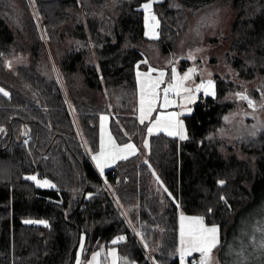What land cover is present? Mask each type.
I'll return each instance as SVG.
<instances>
[{
    "label": "trees",
    "instance_id": "trees-1",
    "mask_svg": "<svg viewBox=\"0 0 264 264\" xmlns=\"http://www.w3.org/2000/svg\"><path fill=\"white\" fill-rule=\"evenodd\" d=\"M33 1L59 49L57 72L49 62L37 66L46 49L34 19H23V27L14 23L0 0V88L9 94L0 93V264H73L82 234L86 255L122 236L115 244L121 257L136 264H179V211L218 224L223 240L264 184V130L238 144L254 163L238 159L224 141L206 138L233 107L224 99L231 84L216 75V96L200 97L191 114L182 116L188 139L159 131L144 150L147 124H136L134 72L138 63L145 68L152 43L142 25L140 5L146 0H112L111 19L101 14L110 0ZM225 1L235 12L226 62L243 79L264 75V0ZM170 2H154L161 23L154 44L163 57L173 49L176 16ZM177 2L191 12L213 0ZM176 15L183 19V13ZM12 53L26 54L29 64L11 69L5 58ZM111 103L112 134L118 142H133L136 153L102 179L85 146L96 149L98 117ZM128 103L132 129L125 124ZM30 175L56 187H37Z\"/></svg>",
    "mask_w": 264,
    "mask_h": 264
},
{
    "label": "rangeland",
    "instance_id": "rangeland-1",
    "mask_svg": "<svg viewBox=\"0 0 264 264\" xmlns=\"http://www.w3.org/2000/svg\"><path fill=\"white\" fill-rule=\"evenodd\" d=\"M3 2V6L7 7V10L10 12V17L12 21L20 26L22 25L23 19L28 21L29 18L34 19V23L36 28L39 30L41 34V39L43 43H45L46 56L42 55L38 59L37 66L40 68L39 62H49L51 70L56 71L55 59L57 54L59 53V49L56 45H52L45 33L44 27L41 25V19L36 11V5L33 0H1ZM107 4L106 8L102 9V16H105L106 19H111V16L114 14L113 1L110 0ZM156 0H154L155 2ZM149 0H146L141 3L140 9L142 10V25L143 32L147 31L145 25V15L142 5ZM154 2L152 12L159 20L155 10H154ZM170 8L173 9L174 14L176 16L174 22V40L172 41L173 49L170 50L166 55L161 56L160 49L158 48V44H154L157 39H152L149 36H146L152 43H148L147 50L145 52L146 56L144 61H147L145 64V68L143 69V65H140L139 71L147 72L149 68H155L157 70H164L168 75L165 76V82L167 83L170 79L171 75V67L172 65L169 63L172 61L175 64L178 72L181 75L185 71H187L190 67H196L198 70V75H196L193 80L187 82L188 87L195 88L196 84L200 83L202 80H215V76L218 75L226 85L229 83L231 85L228 86V91L225 96V100L231 102L233 107L229 109L225 114L221 117V122L219 126L209 132L206 135L207 139H220L225 142V145H229V147H233V150L236 153L238 159L251 161L254 160L252 156H249L239 150V143L241 141H250L258 136L260 131L264 130V75H255L252 79H243L239 76L238 72L230 67V65L226 62L225 53L228 51L231 34L230 28L234 21L235 12L231 8V6L225 0H213L212 3L204 6L203 8L191 10L182 6L177 0H171ZM179 10V11H178ZM176 11H178L176 13ZM183 13V19L177 18L176 14ZM160 21V20H159ZM167 25L170 27L169 21H167ZM160 27L156 29L160 37ZM26 37L29 36L28 32H25ZM199 50V51H197ZM194 55L196 57L195 60H187L184 57L188 55ZM64 55V54H63ZM160 64L159 62H162ZM178 61V63H177ZM5 63L9 66L11 64V69H16L18 66H22L28 63V57L26 54L22 53H12L10 56L5 58ZM29 64V63H28ZM137 66V64H136ZM135 66V86H136V101L135 105L136 110V118L138 121L136 124L141 126L146 125L145 131L152 126L154 119L158 114L162 112H184L186 114L187 111L181 107H169L168 109H163L159 106V103L156 105V111L151 113V116L145 119L144 123L140 124V89L139 84L137 82V67ZM156 73H153L155 76ZM165 85H161V88L165 87ZM244 93L246 94L256 105L255 109L248 106L247 101L239 100L236 98V93ZM204 96L203 93L196 94V100L187 105L188 108L193 107L194 103L200 98ZM109 95L107 94V98ZM170 98H175L171 97ZM177 99V104L180 103V100ZM129 104V103H128ZM108 111L105 113H100L98 117V143L96 149L85 146V150L87 155L90 157L96 171L99 176L104 179V174L113 167L119 165V163L126 159H116L114 162L109 161L103 169V174H101L100 169L97 167V162L93 160V156L99 154L101 150V142L103 138V142L105 144L106 151L111 152V145L108 144L109 135L115 141L116 146L119 148L124 147L126 144H133V142H118L113 136L110 128V117L115 115L112 112V103L108 106ZM131 110V104L126 109L125 112V124L128 125L130 129L131 121H128L126 118L130 114L133 116V111ZM73 111V110H72ZM119 111V108L116 109ZM106 116L107 120L103 124L101 117ZM181 115L179 117L182 120ZM224 117H228V120H225ZM74 119V118H73ZM154 131L152 133H155ZM164 132V131H163ZM125 136H129V132L127 130H123ZM166 133V132H165ZM187 133V132H186ZM151 133H146V137L144 140L143 148L144 150L149 151V140ZM177 137V136H176ZM179 139V137H177ZM147 145V147L145 146ZM136 147V146H135ZM133 156L132 154L128 155V158ZM127 158V159H128ZM254 163V161H253ZM38 180H48L47 178H40L37 175ZM157 179L156 175L154 178L153 185L157 192L162 191L163 188L156 184L155 180ZM33 181V180H32ZM37 187H39L35 181H33ZM52 183V182H51ZM53 184V183H52ZM41 188H49V187H41ZM183 214L186 217H195L201 216L200 214H188L183 211H179L178 215V243H177V256L179 259V264H181V257L179 249L180 245V216ZM202 217V216H201ZM40 221V220H35ZM206 225H218L215 223ZM219 226V225H218ZM220 228V227H219ZM264 184L260 185L256 190V196L254 200L247 206L245 210H241L240 213L236 215V221L233 222V225L229 232L225 234L224 239H221V245L219 248L214 250L212 264H264V247H261V244L264 243ZM136 239H140V234H136ZM83 238L84 244V235L82 234L79 239V244L77 246L75 257L73 260V264H76V257L79 254L81 259V264H88L91 261L92 255L96 252H100L101 256L98 258L99 264H111L112 258L107 255L108 251L111 249H115L118 256L117 264H136L135 261H131L128 258L121 257L117 251L115 244L111 242L116 239L114 238L109 242L108 245L101 244L95 250H93L88 255L85 254V250L83 253H80V243ZM199 253H192L190 256L184 257L183 264H189V261L193 259H197L199 261ZM148 259L150 258L147 255Z\"/></svg>",
    "mask_w": 264,
    "mask_h": 264
},
{
    "label": "snow or ice",
    "instance_id": "snow-or-ice-1",
    "mask_svg": "<svg viewBox=\"0 0 264 264\" xmlns=\"http://www.w3.org/2000/svg\"><path fill=\"white\" fill-rule=\"evenodd\" d=\"M154 0H149L142 5V8L145 15V25L147 31L145 32L146 36H149L152 39H158L159 34L156 29L159 28L160 21L153 14ZM199 51V50H197ZM3 54L0 53V56ZM187 60H195L194 55H188L184 57ZM142 63H147V61H142ZM171 75L169 81L165 82V76L168 75L164 70H157L155 68H149L147 72L139 71L140 65L137 64V82L140 89V122L144 123L145 119L151 116V113L156 111V105L159 103V106L163 109H168L169 107H181L186 109L188 114H191L192 109L188 108L187 105L193 103L196 100V94L203 93L204 96H216V85L215 82L211 79L202 80L200 83L196 84L195 88L188 87L187 82L193 80V78L198 75L197 68L190 67L183 73V75L178 72L175 64L170 61ZM178 63V61H177ZM11 64L9 63V67ZM153 73H156L153 76ZM166 86L161 88V85ZM0 93H3L4 96H8V92L0 88ZM175 97L180 100V103L177 104V99L170 98ZM236 98L239 100L247 101L248 106L255 109V103L244 93H236ZM184 112H162L157 115L152 123V126L147 130L149 133L153 131H164L168 136H177L180 140L188 139L186 133L185 125L182 120L179 119L181 115H184ZM225 120H228V117H224ZM107 120L106 116L101 117L102 128L104 122ZM3 131V129H0ZM108 144L111 145L112 151H106L105 144L101 142V150L99 154L93 156V160L97 162V167L100 169L101 174H103V169L109 161L114 162L116 159H127L129 154L134 155L136 153V147L133 144H126L124 147L119 148L116 146L115 141L109 135ZM147 147V145H145ZM29 180H33L39 187H49L55 188L56 186L49 182L48 180L40 181L36 176L27 177ZM220 185H223L225 181H218ZM167 191V189H165ZM223 200L224 197H221ZM211 212V209H208ZM26 224L39 223L48 226L47 221H24ZM264 230V229H262ZM139 235V233H138ZM124 240V237H117L111 243L117 244L120 241ZM180 257L181 264H183L184 257L190 256L192 253H199L198 264H212L213 252L221 245V234L220 228L218 225L208 226L205 224L204 217L195 216V217H186L183 214L180 216ZM147 247V245H145ZM261 247H264V243L261 244ZM83 238L80 243V253L84 252ZM107 255L112 258L111 264H117L118 256L115 249L108 251ZM101 256L100 252H96L92 255L91 261L88 264H99L98 258ZM76 264H81L80 255L76 257ZM127 264V261L125 262Z\"/></svg>",
    "mask_w": 264,
    "mask_h": 264
},
{
    "label": "built area",
    "instance_id": "built-area-1",
    "mask_svg": "<svg viewBox=\"0 0 264 264\" xmlns=\"http://www.w3.org/2000/svg\"><path fill=\"white\" fill-rule=\"evenodd\" d=\"M189 264H198V260L195 258L192 261H190Z\"/></svg>",
    "mask_w": 264,
    "mask_h": 264
},
{
    "label": "crops",
    "instance_id": "crops-1",
    "mask_svg": "<svg viewBox=\"0 0 264 264\" xmlns=\"http://www.w3.org/2000/svg\"><path fill=\"white\" fill-rule=\"evenodd\" d=\"M154 132V131H153ZM161 132H163V131H161ZM163 133H165V132H163Z\"/></svg>",
    "mask_w": 264,
    "mask_h": 264
}]
</instances>
